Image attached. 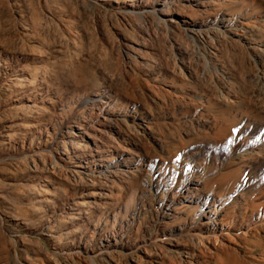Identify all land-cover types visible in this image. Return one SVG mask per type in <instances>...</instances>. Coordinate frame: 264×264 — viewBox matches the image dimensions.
<instances>
[{
    "label": "rangeland",
    "instance_id": "1",
    "mask_svg": "<svg viewBox=\"0 0 264 264\" xmlns=\"http://www.w3.org/2000/svg\"><path fill=\"white\" fill-rule=\"evenodd\" d=\"M258 144L264 0H0V264H264Z\"/></svg>",
    "mask_w": 264,
    "mask_h": 264
},
{
    "label": "bare ground",
    "instance_id": "2",
    "mask_svg": "<svg viewBox=\"0 0 264 264\" xmlns=\"http://www.w3.org/2000/svg\"><path fill=\"white\" fill-rule=\"evenodd\" d=\"M262 141V140H260ZM262 144V143H261ZM261 144H258L257 147H259V152L261 151H264V147H262ZM264 154V152L262 153ZM245 206V205H244ZM245 216V213L241 215V217L243 218ZM250 218H251V225L252 227H259V226H264V205L260 206L259 208H257L255 211L252 210V213L249 215ZM248 229H250V226L247 227L246 231H245V234H247L248 232ZM212 231L210 232L211 234L215 235L216 237L217 236V233L218 232H221V230H218L216 228H212L211 229ZM225 230V229H224ZM242 234V233H241ZM201 238V237H200Z\"/></svg>",
    "mask_w": 264,
    "mask_h": 264
}]
</instances>
